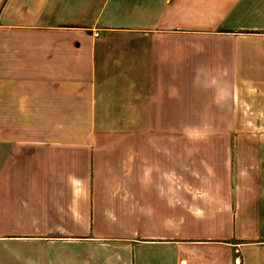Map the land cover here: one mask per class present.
<instances>
[{"label":"crops","instance_id":"obj_1","mask_svg":"<svg viewBox=\"0 0 264 264\" xmlns=\"http://www.w3.org/2000/svg\"><path fill=\"white\" fill-rule=\"evenodd\" d=\"M0 264H264V0H0Z\"/></svg>","mask_w":264,"mask_h":264},{"label":"rangeland","instance_id":"obj_2","mask_svg":"<svg viewBox=\"0 0 264 264\" xmlns=\"http://www.w3.org/2000/svg\"><path fill=\"white\" fill-rule=\"evenodd\" d=\"M222 129H226L227 131H231L232 133H238V134H241V133H245L246 132V130L248 129V128H222Z\"/></svg>","mask_w":264,"mask_h":264},{"label":"built area","instance_id":"obj_3","mask_svg":"<svg viewBox=\"0 0 264 264\" xmlns=\"http://www.w3.org/2000/svg\"><path fill=\"white\" fill-rule=\"evenodd\" d=\"M98 36V34H96Z\"/></svg>","mask_w":264,"mask_h":264}]
</instances>
